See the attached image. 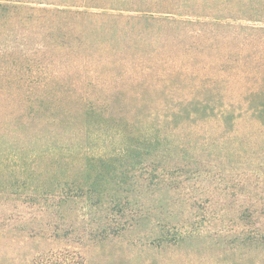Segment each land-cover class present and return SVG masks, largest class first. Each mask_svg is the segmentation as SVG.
I'll return each mask as SVG.
<instances>
[{"label": "trees", "instance_id": "trees-1", "mask_svg": "<svg viewBox=\"0 0 264 264\" xmlns=\"http://www.w3.org/2000/svg\"><path fill=\"white\" fill-rule=\"evenodd\" d=\"M135 1L0 0V107L17 110L0 122V194L8 200L43 201L45 211L61 220L55 235L68 242L39 252L32 264H87L79 245L67 239L71 233L81 243L87 233L104 239L141 222L159 224L161 236L179 243L187 232L186 220L172 217L169 207L178 205L185 216L183 205L195 213L209 201L200 194L205 188L201 177L209 165L229 160L240 164L238 174L264 170V144L258 142L264 137V46H251L258 33L234 36L240 45L221 54L217 77L209 74L194 87L201 98L164 99L166 119L148 111L133 116L122 110L109 113L110 104H121L120 100L82 98L79 105L62 95L54 66L61 54L71 57L87 45L94 27L82 19L102 13L92 9L140 11L144 16L118 15L153 19L156 24L186 22L154 17V10L143 7L152 2L135 6ZM242 117L257 123L255 139L245 140L238 132L220 136L196 130L201 122L215 120L230 131ZM186 187L193 195L182 194ZM245 187L238 184L239 192ZM257 189L263 194V188L253 191ZM249 208L243 215L251 213ZM75 209L73 219L70 213ZM165 224L184 228L166 232ZM249 238L253 246H264V234Z\"/></svg>", "mask_w": 264, "mask_h": 264}, {"label": "rangeland", "instance_id": "rangeland-1", "mask_svg": "<svg viewBox=\"0 0 264 264\" xmlns=\"http://www.w3.org/2000/svg\"><path fill=\"white\" fill-rule=\"evenodd\" d=\"M141 2H152L143 7L154 10V17L171 16L186 22L156 24L153 19H120L118 15L141 16L140 11L92 9L102 13L91 15L88 21L82 19L94 27L89 30L87 45L70 53L71 57L61 54L54 66L59 73L56 83L64 87L62 95L79 105L82 98L120 100L121 104L107 102L109 113L122 110L133 116L148 111L166 119L163 100L201 98L202 93L194 87H200L209 74L217 77L221 54L240 45L235 35L258 33L251 46H264V29L255 32L245 28L264 27V0H138L133 4ZM218 22L223 24L217 26ZM10 112L17 114L12 107H0V122L8 120ZM237 122L230 131L220 128L215 120L201 122L196 130L220 136L238 132L245 140L255 139V120L242 117ZM258 142L264 144V137ZM239 165L228 160L208 166L209 172L201 177L205 188L199 191L209 201L198 204L195 213L188 211V204L183 205L185 216L178 205L169 207L174 210L172 217L186 220L187 232L179 243L161 236L159 224L147 222L104 239H92L87 233L78 243L74 232L67 239L79 245L87 264H264V246H253L249 238L264 234V192L259 195L258 189L253 191L255 187L264 189V170L238 174ZM242 183L244 193L238 190ZM186 190L183 195H193L188 193L191 188ZM8 199L0 194V264H32L39 252L68 243L55 235L61 220L55 212L45 211L43 201ZM254 199L256 206L252 205ZM247 206L251 213L243 215ZM77 212L70 213L73 219ZM164 228L174 233L184 227L165 224ZM240 244L248 245L243 248Z\"/></svg>", "mask_w": 264, "mask_h": 264}]
</instances>
